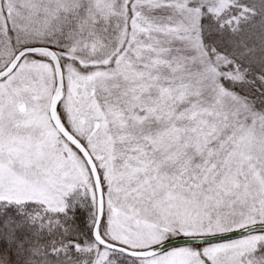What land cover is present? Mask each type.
Masks as SVG:
<instances>
[{
	"label": "snow or ice",
	"instance_id": "6c2138e0",
	"mask_svg": "<svg viewBox=\"0 0 264 264\" xmlns=\"http://www.w3.org/2000/svg\"><path fill=\"white\" fill-rule=\"evenodd\" d=\"M0 264H264V0H0Z\"/></svg>",
	"mask_w": 264,
	"mask_h": 264
}]
</instances>
